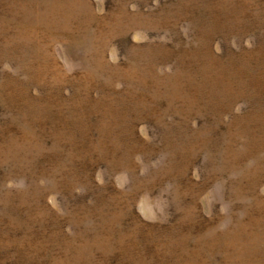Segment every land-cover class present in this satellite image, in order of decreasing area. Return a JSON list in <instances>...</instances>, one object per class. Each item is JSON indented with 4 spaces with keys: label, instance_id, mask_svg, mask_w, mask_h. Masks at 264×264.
Here are the masks:
<instances>
[{
    "label": "rangeland",
    "instance_id": "rangeland-1",
    "mask_svg": "<svg viewBox=\"0 0 264 264\" xmlns=\"http://www.w3.org/2000/svg\"><path fill=\"white\" fill-rule=\"evenodd\" d=\"M0 264H264V0H0Z\"/></svg>",
    "mask_w": 264,
    "mask_h": 264
}]
</instances>
